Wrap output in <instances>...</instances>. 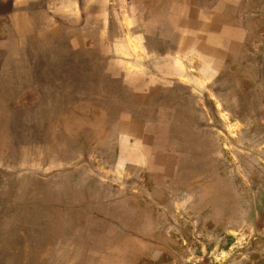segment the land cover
Returning a JSON list of instances; mask_svg holds the SVG:
<instances>
[{"label": "rangeland", "instance_id": "rangeland-1", "mask_svg": "<svg viewBox=\"0 0 264 264\" xmlns=\"http://www.w3.org/2000/svg\"><path fill=\"white\" fill-rule=\"evenodd\" d=\"M238 2L246 45L227 63L223 106L174 87L132 108L120 103L131 90L67 91L61 67L17 72L0 101V264H264V0ZM111 97L103 118L93 102ZM63 112L86 120L85 134L58 129ZM124 113L137 117L128 124L147 167L117 168L114 134L99 145L100 126L118 132ZM66 205L85 216H61Z\"/></svg>", "mask_w": 264, "mask_h": 264}, {"label": "crops", "instance_id": "crops-1", "mask_svg": "<svg viewBox=\"0 0 264 264\" xmlns=\"http://www.w3.org/2000/svg\"><path fill=\"white\" fill-rule=\"evenodd\" d=\"M238 1L0 0V101L8 103L3 98L11 85L17 91L13 84L17 72H39L50 64L52 68L61 67L62 88L64 85L67 91L76 87L131 90V104L120 103L132 108L146 110L159 95L174 87L215 99V83L229 58L240 56L246 45L245 26L239 15L244 3L240 5ZM66 71L82 73V77L74 84L64 75ZM86 73L93 83H86ZM100 74L106 78V84H97ZM82 78L86 82H81ZM114 98L93 102L101 117L116 112L119 103ZM101 109L104 110L99 112ZM129 115H116L117 120H124L118 132L117 124L100 126L105 134L98 135L99 145L108 143L114 134L118 142L116 167H147L149 159L145 154L150 149L134 138L128 123L137 117ZM76 117L59 114L56 127L64 125L70 132L67 135L72 137L79 131L85 134L82 126L86 120L79 119L75 124ZM53 121L50 126L47 123L51 131L55 127ZM15 123L16 119L12 128ZM2 133L5 131L0 125V156L4 159L7 148L1 142ZM12 133L16 135L15 129L9 134ZM85 147L86 143L83 150ZM72 206L75 205H66L60 215L85 216V210L70 211Z\"/></svg>", "mask_w": 264, "mask_h": 264}, {"label": "flooded vegetation", "instance_id": "flooded-vegetation-1", "mask_svg": "<svg viewBox=\"0 0 264 264\" xmlns=\"http://www.w3.org/2000/svg\"><path fill=\"white\" fill-rule=\"evenodd\" d=\"M228 62H229V60H228ZM227 62V63H228ZM227 67H228V64H227ZM227 67H226V69H225V71H223V73L221 74V77L219 78V80H218V82L217 83H215V87H214V89H213V91H214V95L215 96H217L219 99H217L218 100V102H220V104H222V106H223V102L220 100V97H219V90L222 88L221 86V83H222V81H223V79H224V77H225V75H226V72H228V69H227ZM213 100V99H212ZM224 109V108H223Z\"/></svg>", "mask_w": 264, "mask_h": 264}]
</instances>
